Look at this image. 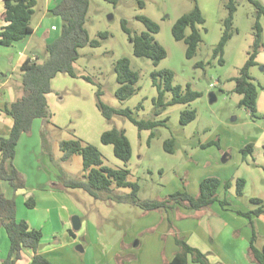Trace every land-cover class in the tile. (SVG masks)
I'll list each match as a JSON object with an SVG mask.
<instances>
[{"label": "rangeland", "instance_id": "rangeland-1", "mask_svg": "<svg viewBox=\"0 0 264 264\" xmlns=\"http://www.w3.org/2000/svg\"><path fill=\"white\" fill-rule=\"evenodd\" d=\"M139 1L120 0L115 6L104 0H90L86 28L90 38L100 40L101 45L97 48L88 46L80 49V58L74 64L77 77L58 74L53 79V92L49 102L52 118L46 132L50 139L53 136L55 142L50 141L48 146L52 149L53 158L55 157L66 174L72 178L81 179L83 159L80 155H74L68 162L62 161L59 158L63 155L60 142L80 139L100 150L105 165L115 169H128V180L139 185L141 200H164L176 192L197 195L201 179L211 170L212 164L208 163L209 160L206 161L207 157L210 159L214 151L208 149L210 145L206 146L207 149H202L201 145L216 143L220 139L225 146L232 145L233 143L226 142L229 138L258 135L261 130L255 122L264 124V119L251 118L247 108L240 106L242 96L233 91L235 82L232 81L249 58L248 53L254 42L257 11L249 0L237 2L233 18V37L225 48L224 63L221 64L219 58L213 57V52L225 29L224 22L228 17L225 7L227 0H196L206 23L198 26L202 42L192 59H187L186 45L174 39L172 29L180 17L193 9L194 0H141L145 4L142 9ZM259 1L264 4V0ZM42 11L39 1V8H35L34 14H37L36 20ZM140 15L149 17L160 28L155 38L165 48L167 57L157 67L150 59L134 55L133 43L121 26V21L125 19L132 35L141 34L147 29L137 19ZM260 23L264 34V17ZM100 33H108L109 36L102 39L99 37ZM39 55L44 59L42 52ZM123 57L129 58L131 68L139 73L140 90L131 99L120 102L115 96L118 88L115 64ZM164 70L174 73V85L182 86L184 91L190 86L200 97L188 104L169 106L162 114L154 117L153 99L158 96V91L153 86L152 73ZM85 76L91 77L96 85L87 82L83 78ZM251 76L255 83L264 87V64L254 67ZM16 78L17 74L14 79ZM18 78L21 81V73ZM98 86L103 90L102 101L105 104L118 109L129 108L138 120L167 119L166 124L159 126L155 131L156 136L149 141L152 131L140 132L127 118L116 116L108 122L96 106ZM258 92L263 91L259 88ZM211 93L217 97L215 103H210ZM171 98L172 94L167 93L166 100ZM139 105L142 107L139 108ZM187 110H195L197 117L184 126L180 122L181 114ZM113 127L124 129L130 140L132 158L128 164L115 157L113 146L101 142L103 132ZM169 139L175 140L174 153L165 149L164 143ZM214 147L220 154L219 165L235 164L236 154L233 160L224 163L228 151H221L217 145ZM22 149L25 150L26 147L23 146ZM254 175L259 174L257 172ZM236 181V177L228 181L232 189H236ZM67 191L83 214V229H80L82 235L89 230L91 234L98 231L105 240L112 241L114 245L120 241L126 242L132 246L135 256L133 262L155 264L154 257L159 249V241L152 236L153 232H140L144 226L152 223L153 218H149V221L145 218L146 211L132 204L97 200L83 190ZM130 191L129 188L119 189L122 193ZM12 193L8 194L10 198ZM242 202L246 206L257 208L248 199H243ZM153 212L150 213L155 214ZM146 221L148 224H145ZM51 229L48 226L46 231ZM256 236L255 246L264 240L257 233Z\"/></svg>", "mask_w": 264, "mask_h": 264}, {"label": "trees", "instance_id": "trees-1", "mask_svg": "<svg viewBox=\"0 0 264 264\" xmlns=\"http://www.w3.org/2000/svg\"><path fill=\"white\" fill-rule=\"evenodd\" d=\"M6 12L0 17V47H9L15 42L21 41L33 32L32 19L35 14L37 0H4ZM117 5L120 0H104ZM239 0H227L225 7L228 10V17L224 22L223 35L214 49L213 57L219 58V63H224L225 48L233 37V18L237 10ZM255 7L256 22L254 24V42L249 51V58L239 70L237 77L232 78L235 82L234 92L241 95L240 106L246 107L252 117L257 116V98L260 85L255 83L251 76V68L257 66L256 58L264 49L263 27L260 20L264 17V5L259 0H249ZM140 8H144L143 1H139ZM90 7V0H62V2L50 10V14L60 16L63 20L61 36L46 46V57L43 62L28 59L21 67L22 93L13 102L5 107V112L13 118L14 126L7 138H0V180L9 183L13 190L18 191L25 188V178L13 167V160L16 156V146L23 134H30L34 120L43 119L44 124L51 122L52 113L47 101V95L52 93V81L58 74L77 77L74 68L75 62L80 58V49L85 47L97 48L101 45L100 40L91 39L86 28L87 14ZM137 19L146 27L141 34L132 35L127 20L121 21L123 31L133 43V53L136 57L147 58L157 67L167 57L165 48L156 40L155 35L159 33V26L149 17L140 15ZM5 22L6 26H1ZM206 23L198 3L194 0L193 9L180 17L173 26L172 34L175 40L184 42L186 45V57L192 59L197 53L202 42V35L198 26ZM187 31L189 33L187 34ZM108 33H100L99 37L107 39ZM116 80L118 88L115 96L120 102L131 99L138 93L140 87L139 73L131 68V61L127 57L119 59L115 64ZM87 82L96 85L91 77H83ZM153 86L157 88L158 96L153 99L154 117L162 114L169 106L176 104H188L200 97L190 86L184 91L182 86L174 85V73L169 70L154 71L152 73ZM171 93V100H166V94ZM103 90L98 86L96 91V106L102 116L111 122L114 117H124L130 120L136 128L142 132L151 130L149 141L154 138L155 131L165 121L138 120L134 117L133 111L129 108L118 109L105 104L102 101ZM139 108L142 105L138 106ZM197 117L195 110H187L181 114V124L188 125ZM101 142L104 145H111L116 158L128 164L132 158V146L124 129L113 127L103 132ZM174 139L165 141V149L174 153ZM62 161L71 160L74 155H80L83 159V175L81 179L72 178L62 172L61 185L63 189L83 190L91 197L102 201L115 203L132 204L146 212L173 210L176 205H185L191 210H203L218 202V191L221 181L216 177L203 179L199 186V194L192 196L187 192H176L164 200H141L139 198L140 187L137 183L128 180V169L111 168L104 163L100 150L92 145L82 142L80 139L62 140L60 142ZM252 145H247L242 151L243 159L251 153ZM244 179H237L236 194L244 196ZM226 189L230 183H225ZM129 188L130 193L119 192V189ZM250 202L257 205V208L249 213L240 214L251 219L252 216H259L264 213V201L250 199ZM228 205L227 201L221 203ZM29 208L35 206L34 200L29 198L26 202ZM0 220L6 229L10 240V251L1 264H17L25 251H32L34 257L32 264H53L46 257L39 254V247L42 240V232L30 227L25 220H18L16 217V202L14 199L6 198L0 193ZM253 238L249 248V255L258 264H264V247L260 250L255 246L257 239L253 222ZM170 229L174 231L170 223ZM175 232V231H174ZM176 233V232H175ZM176 243L180 251L174 259L165 264H188V256L193 262L199 264H214L209 254L191 247L177 233Z\"/></svg>", "mask_w": 264, "mask_h": 264}, {"label": "crops", "instance_id": "crops-1", "mask_svg": "<svg viewBox=\"0 0 264 264\" xmlns=\"http://www.w3.org/2000/svg\"><path fill=\"white\" fill-rule=\"evenodd\" d=\"M39 1L43 11L37 20V14L32 19L33 32L9 47H0V138L9 137L14 126V120L5 112V107L13 103L22 93V78L21 81L18 78V74H22L21 67L28 59L32 60L34 57L38 59V62H43L46 57V46L62 34V18L50 14V10L59 5L62 0H37L38 8ZM5 12V1L0 0V17ZM6 25L5 22L1 23V26ZM40 52L43 53L44 59L40 58ZM256 62L257 66L264 64V49L258 54ZM16 74L17 78L14 79ZM260 89L263 92L258 93L257 116L252 117L248 111L249 116L255 120L264 119V87L260 85ZM51 95L52 93L47 95L48 104ZM255 124L261 130L258 135L229 138L226 142L233 144L227 146L223 144L222 139L217 140L216 143L201 145L202 149H207L210 145L208 149L214 150L212 157L210 159L207 157L206 160L212 164L211 170L201 181L207 177L220 179L222 184L218 191V202L203 210H191L180 204L173 210L154 211L155 214L146 212L145 218L148 221L149 218H153L152 223L144 226L140 232H153L152 236L159 241V249L154 257L155 264L172 261L180 251L175 239L176 233L191 247L209 254L214 264H258L249 255L253 238V228L250 227L253 222L256 233L264 239V213L252 216L251 219L239 213L255 210L246 206L242 202L243 199H248L249 202L254 198L264 201V175H262L264 172V124L260 125L257 122ZM48 125L44 124L43 119L34 120L30 134H23L16 146V156L12 164L18 173L24 176L25 188L15 191L8 182L0 180V193L8 199L15 200L18 220H25L31 228L42 232L39 254L51 263L136 264L133 262L135 256L132 246L126 242L120 241L119 244L114 245L112 241L105 240L98 231L91 234L89 230L82 235V231L73 230L71 226L73 216L80 217L81 230L83 229V214L68 195L67 189L62 188V172L64 171L65 174L66 172L51 154L52 149L48 143L55 140L53 136L50 139L47 135ZM214 144L221 151L224 149L228 151L224 163L233 160L236 154L235 164L219 165L220 154ZM247 145H252V150L244 160L241 150ZM21 146L26 149L23 150ZM59 158L62 160V155ZM257 172L259 175L255 176ZM234 177L244 179L246 182L242 198L237 196L236 189H232V186L229 190L225 187V183ZM9 193L13 194L12 198L8 196ZM29 198L34 200L33 208L26 205ZM224 201L229 204L222 206L221 203ZM170 223L176 233L170 229ZM145 224L148 222L146 221ZM48 226L52 228L50 231H46ZM258 244L256 248L261 250L264 247V240ZM10 245L8 234L0 220V264L7 258ZM33 257L32 251H25L17 264H32ZM188 264L199 263L193 262L189 255Z\"/></svg>", "mask_w": 264, "mask_h": 264}, {"label": "water", "instance_id": "water-1", "mask_svg": "<svg viewBox=\"0 0 264 264\" xmlns=\"http://www.w3.org/2000/svg\"><path fill=\"white\" fill-rule=\"evenodd\" d=\"M209 100H210V103H215L217 101L216 95L214 93H211L209 95ZM72 226H73V230L75 231H79L81 229V220L78 216L72 217Z\"/></svg>", "mask_w": 264, "mask_h": 264}, {"label": "built area", "instance_id": "built-area-1", "mask_svg": "<svg viewBox=\"0 0 264 264\" xmlns=\"http://www.w3.org/2000/svg\"><path fill=\"white\" fill-rule=\"evenodd\" d=\"M32 61H37V62H38V59L34 57V58L32 59Z\"/></svg>", "mask_w": 264, "mask_h": 264}]
</instances>
